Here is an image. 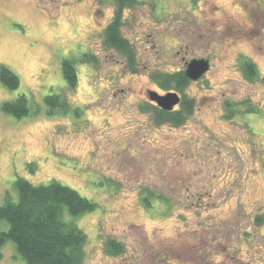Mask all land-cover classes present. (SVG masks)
Listing matches in <instances>:
<instances>
[{
  "label": "rangeland",
  "instance_id": "374dc122",
  "mask_svg": "<svg viewBox=\"0 0 264 264\" xmlns=\"http://www.w3.org/2000/svg\"><path fill=\"white\" fill-rule=\"evenodd\" d=\"M114 8V0H0V65L19 78L15 89L0 82V206L15 198L17 177L54 179L94 201L77 218L83 264H264V220H256L264 214V0H137L120 27L135 71L104 45ZM85 52L91 61L80 59ZM66 57L77 59L71 90ZM192 58L210 65L183 89L193 111L182 125L156 124L142 109L150 91L167 92L156 75ZM241 58L255 64L253 80ZM61 91L69 111L47 114L43 97ZM19 94L39 111L3 112ZM249 103L259 112H246ZM110 239L123 251L107 253ZM0 264H25L11 240Z\"/></svg>",
  "mask_w": 264,
  "mask_h": 264
},
{
  "label": "trees",
  "instance_id": "16d2710c",
  "mask_svg": "<svg viewBox=\"0 0 264 264\" xmlns=\"http://www.w3.org/2000/svg\"><path fill=\"white\" fill-rule=\"evenodd\" d=\"M136 2L137 0H114L113 16L103 30L104 45L121 53L127 66L133 71L136 53L131 43L121 34L120 27L123 24V10L132 7ZM80 59L91 61L92 57L85 52L81 54ZM76 60L66 57L61 61V73L68 90L73 89L77 83ZM239 63L246 78L253 80L257 77V69L251 60L241 58ZM155 79H159L164 91L176 92L179 95L178 107L163 110L154 103L146 102L142 109L151 111L153 120L158 125H182L193 111L194 100L183 93V89L191 80L187 78L184 70L159 74ZM261 80L264 82V75ZM0 82L7 89H15L19 85V78L9 67L0 65ZM34 105L32 110L28 97L19 94L14 99L2 102L1 109L20 118L39 111V106ZM43 105L47 114L64 113L70 109L62 91L45 95ZM226 106L230 112L225 117L231 119L235 110L229 103H226ZM72 111L78 112L79 109L73 108ZM245 111L257 113L259 109L249 103ZM13 187L16 191L15 198L7 197L0 206V220L7 223L6 230L0 227V259L1 246L11 240L25 264H83L87 236L78 226L77 218L93 211L96 203L54 179L45 184H34L25 178L17 177ZM143 197L145 205L150 208L154 194L149 193ZM159 199L165 206L170 207L165 199ZM256 220L258 224L262 223L264 214H259ZM105 247L107 253L112 255L123 251L122 243L114 239L108 240Z\"/></svg>",
  "mask_w": 264,
  "mask_h": 264
},
{
  "label": "water",
  "instance_id": "95a60500",
  "mask_svg": "<svg viewBox=\"0 0 264 264\" xmlns=\"http://www.w3.org/2000/svg\"><path fill=\"white\" fill-rule=\"evenodd\" d=\"M209 60L206 58H192L185 63V75L190 80H197L209 69ZM149 100L163 110H171L180 101L176 92H166L161 95L154 91L149 92Z\"/></svg>",
  "mask_w": 264,
  "mask_h": 264
},
{
  "label": "flooded vegetation",
  "instance_id": "af4514ba",
  "mask_svg": "<svg viewBox=\"0 0 264 264\" xmlns=\"http://www.w3.org/2000/svg\"><path fill=\"white\" fill-rule=\"evenodd\" d=\"M151 103H153V102H151Z\"/></svg>",
  "mask_w": 264,
  "mask_h": 264
}]
</instances>
